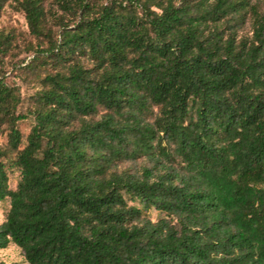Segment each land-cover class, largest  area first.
Listing matches in <instances>:
<instances>
[{
  "label": "trees",
  "instance_id": "1",
  "mask_svg": "<svg viewBox=\"0 0 264 264\" xmlns=\"http://www.w3.org/2000/svg\"><path fill=\"white\" fill-rule=\"evenodd\" d=\"M16 3L39 86L24 99L0 72V249L264 264V0Z\"/></svg>",
  "mask_w": 264,
  "mask_h": 264
},
{
  "label": "rangeland",
  "instance_id": "2",
  "mask_svg": "<svg viewBox=\"0 0 264 264\" xmlns=\"http://www.w3.org/2000/svg\"><path fill=\"white\" fill-rule=\"evenodd\" d=\"M48 8L56 9L53 0H46ZM0 31L10 35L11 44L9 50L0 56V72L4 74L5 81L16 87L24 99H28L39 86L34 74L29 73L26 76L22 74L24 64L28 61L30 55L27 53L30 41L33 37L29 34L26 20L23 13L18 9L16 0H8L4 5L0 16ZM26 101L20 107L22 112L26 111ZM32 120L27 118L18 122L23 137L28 134ZM0 142H6L5 134L0 136ZM9 209V199L0 202V224L5 220ZM158 212L150 209L147 216L156 220ZM0 264H28L23 256L22 250L15 244H10L7 248L0 249Z\"/></svg>",
  "mask_w": 264,
  "mask_h": 264
}]
</instances>
